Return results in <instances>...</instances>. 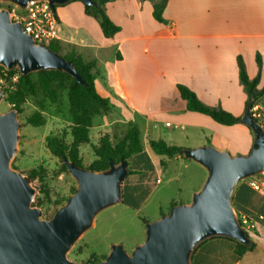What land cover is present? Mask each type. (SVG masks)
I'll list each match as a JSON object with an SVG mask.
<instances>
[{"label": "crops", "instance_id": "1", "mask_svg": "<svg viewBox=\"0 0 264 264\" xmlns=\"http://www.w3.org/2000/svg\"><path fill=\"white\" fill-rule=\"evenodd\" d=\"M162 3L163 21H158L154 10ZM105 8L121 28L116 35L106 37L85 5L73 0L56 9V40L85 61L96 62L99 94L110 102L114 98L112 112L118 111L125 123L136 124L145 138L143 152L128 161L133 173L123 182L120 203L138 212L163 183L162 169L173 165L177 179L188 178L187 187L192 186L194 193L207 178L205 168L184 155L156 154L149 146L151 140L184 149L213 146L231 156L251 152L254 133L247 125L226 126L188 111L177 86L188 87L207 106L242 119L248 95L240 80L239 57L251 80L260 70L257 90L264 89V0H109ZM116 89L119 97H114ZM258 105L264 113V94ZM232 202L237 216L250 222L247 231L255 249L239 256L235 240L212 237L195 248L192 264H264V196L244 180Z\"/></svg>", "mask_w": 264, "mask_h": 264}, {"label": "water", "instance_id": "2", "mask_svg": "<svg viewBox=\"0 0 264 264\" xmlns=\"http://www.w3.org/2000/svg\"><path fill=\"white\" fill-rule=\"evenodd\" d=\"M26 9L32 2L48 1L54 8L73 0H0ZM95 6L94 0H79ZM0 66L18 68L21 74L61 71L84 81L72 61L44 44H37L7 9L0 10ZM0 87V102L2 100ZM16 109L0 113V264H78L67 255L89 231L97 216L122 202V185L129 163L110 161V168L94 172L63 162L77 182L75 193L49 220L33 206L36 190L32 180L12 169L17 152L20 123ZM241 123L253 130L254 143L248 155L231 156L213 146L185 149L184 157L207 171L202 188L193 194L191 204L173 207L168 215L146 226L143 244L128 254L120 244L112 246L107 258L98 264H192L195 248L212 237H227L244 245L251 239L235 212L232 198L239 183L264 173V127L248 109Z\"/></svg>", "mask_w": 264, "mask_h": 264}, {"label": "rangeland", "instance_id": "3", "mask_svg": "<svg viewBox=\"0 0 264 264\" xmlns=\"http://www.w3.org/2000/svg\"><path fill=\"white\" fill-rule=\"evenodd\" d=\"M8 6H10L9 3L0 1V10ZM71 52L70 46L61 44L62 55H70ZM2 68L4 71L0 78V87L3 96L0 102V113L5 114L16 109L14 92L18 68L13 69L16 71L13 76H9L6 73L8 70ZM105 71H110L109 66ZM102 73L104 74V70ZM58 93L57 102H52L42 93L35 97H27L22 105V112L17 115L20 123L19 139L17 152L11 161L12 169L33 178L32 186L36 190L33 206L42 211V219L46 220L51 219L57 210L67 204V199L75 193L74 190L77 188L76 180L68 170L63 168L62 161L51 154L47 147V139L50 136L62 139L69 146L73 142L71 130L74 123L70 114L68 87L59 88ZM119 96V90L116 89L114 97ZM117 113L118 111L112 112L111 109L94 118L95 128L92 130L93 126L90 128V142L79 148V157L85 168L93 167L98 161L94 147L99 145L100 138L104 134H109L114 144L124 138L127 127L132 122L125 123L126 119L119 117ZM34 114H40L45 124L33 126L28 123V119ZM175 131L180 132V130ZM250 131L253 133L251 128ZM141 139L143 146H146L144 136ZM160 172L159 177L163 183L142 210L136 212L123 204H117L101 212L93 227L82 235L70 250L68 259L78 264H90L108 256L115 244L122 245L128 254H132L136 247L144 243L147 224L170 213L171 208L168 204L170 201H175L178 205L191 201L194 192L191 185V188L187 187L188 178L178 180L177 173L173 171V165L167 171L162 169ZM181 188L182 190H179ZM160 202L163 205L162 211L159 209ZM238 219L241 218L238 217ZM243 228L247 231V226Z\"/></svg>", "mask_w": 264, "mask_h": 264}, {"label": "trees", "instance_id": "4", "mask_svg": "<svg viewBox=\"0 0 264 264\" xmlns=\"http://www.w3.org/2000/svg\"><path fill=\"white\" fill-rule=\"evenodd\" d=\"M108 1L109 0H94L96 5H85V10L88 15L94 17L100 22L104 35L106 37H112L120 32L121 28L114 24L106 13L105 7ZM164 6L165 3H162L155 7L154 16L158 21H163L162 11ZM58 7L59 6L54 7L55 12ZM46 46L61 54V43L59 41L54 40L49 44H46ZM62 56L74 63L84 81L83 84H79L75 78L61 71H39L24 76L18 69H16L18 79L16 83V91L14 92V103L18 113H21L22 105L25 103L27 97H35L38 96L39 93H42L52 102H57L59 99L58 89L66 86L68 87L70 114L74 123L71 130L73 142L71 146H69L62 139L55 136H50L47 139V147L49 151L62 161L63 168L67 170V167L63 162L64 158H68L79 167H84L79 157V148L81 145L90 142L89 134L90 128L94 123V118L98 115L109 112L112 109V106L110 100L102 97L96 88V62L85 61L83 57L78 55L75 51H72L70 55ZM238 65L240 80L248 95L246 109H252L258 104L262 94H264V89L262 91L257 90L260 70L257 78L251 80L247 75L246 67L241 57L238 58ZM258 65L259 69H261L260 58H258ZM2 71H4V69L0 66V78L2 76ZM16 71L9 70L6 71V73L9 74V76H13ZM177 87L182 99L187 103L188 111L208 115L217 123L226 126L236 125L241 122L240 118L221 108L207 106L188 87L184 85H178ZM28 123L33 126H42L45 124V120L40 114H34L28 119ZM149 146L156 154L168 156L170 158L178 155L183 156L185 151L184 148L168 145L163 140H151ZM143 149L141 132L136 124L131 123L127 127L124 138L117 144L112 142L109 134H104L100 138L99 145L94 147V153L98 157V161L93 167H90L89 170L94 172L106 171L110 168V161H113L115 165H119L122 160L129 161L133 156L141 154ZM132 173L133 171L130 170L129 174ZM29 178L31 180L33 179L32 177ZM75 191L76 190H74V192ZM68 200L69 198L67 199V202ZM177 205L176 202H172L170 208L172 209ZM143 221L146 222L145 220ZM247 233L251 239L249 245H244L235 240L239 256H243L246 253L253 251L256 247L252 240V236L248 231ZM106 258L107 256H104L102 259L90 264H98Z\"/></svg>", "mask_w": 264, "mask_h": 264}, {"label": "built area", "instance_id": "5", "mask_svg": "<svg viewBox=\"0 0 264 264\" xmlns=\"http://www.w3.org/2000/svg\"><path fill=\"white\" fill-rule=\"evenodd\" d=\"M6 9L11 19L19 22L24 31L33 37L37 44H49L58 38V19L54 8L48 1L32 2L26 9L9 4ZM252 117L264 127V113L257 104L251 109ZM249 186L259 195L264 196V173L247 179ZM243 226L250 228L247 217H241Z\"/></svg>", "mask_w": 264, "mask_h": 264}]
</instances>
